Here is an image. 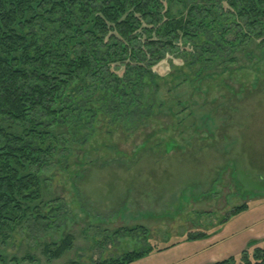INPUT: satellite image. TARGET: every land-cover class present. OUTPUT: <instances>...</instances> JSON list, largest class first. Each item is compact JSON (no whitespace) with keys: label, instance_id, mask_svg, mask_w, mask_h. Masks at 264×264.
<instances>
[{"label":"rangeland","instance_id":"rangeland-1","mask_svg":"<svg viewBox=\"0 0 264 264\" xmlns=\"http://www.w3.org/2000/svg\"><path fill=\"white\" fill-rule=\"evenodd\" d=\"M207 37L153 59L156 77L115 102L121 116L94 90L51 124L33 203L48 218L0 228L9 235L0 236V264H92L200 232L207 239L235 207L264 200V42L208 52ZM0 127L23 129L1 119ZM67 235L59 258L44 254Z\"/></svg>","mask_w":264,"mask_h":264},{"label":"trees","instance_id":"trees-1","mask_svg":"<svg viewBox=\"0 0 264 264\" xmlns=\"http://www.w3.org/2000/svg\"><path fill=\"white\" fill-rule=\"evenodd\" d=\"M202 34L214 45L208 52L224 45L233 52L253 36L264 42V0H0V119L23 127H0V228L48 218L33 203L42 199L39 173L47 166L50 126L81 106L79 95L101 91L121 116L115 102L131 101L128 89L134 94L156 77L153 59ZM40 112L50 120H39ZM249 208L235 207L222 224ZM71 241L67 235L43 252L59 258ZM176 243L92 264H131ZM213 264H264V239Z\"/></svg>","mask_w":264,"mask_h":264},{"label":"crops","instance_id":"crops-1","mask_svg":"<svg viewBox=\"0 0 264 264\" xmlns=\"http://www.w3.org/2000/svg\"><path fill=\"white\" fill-rule=\"evenodd\" d=\"M263 181V180H262ZM264 239V200L235 216L211 238L186 241L131 264H213Z\"/></svg>","mask_w":264,"mask_h":264}]
</instances>
